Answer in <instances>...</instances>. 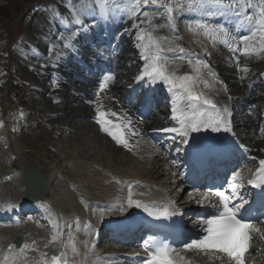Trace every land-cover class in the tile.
<instances>
[{
    "label": "bare ground",
    "instance_id": "1",
    "mask_svg": "<svg viewBox=\"0 0 264 264\" xmlns=\"http://www.w3.org/2000/svg\"><path fill=\"white\" fill-rule=\"evenodd\" d=\"M100 6L101 3L98 2H94V5L90 6V7H84L83 8V16H84V20L81 23L86 24V26H88L89 28H92V31L95 29H100L102 27V20L100 17L98 16H93L95 14H97L100 11ZM109 5H105L106 9ZM63 7L66 10V14H69L68 12V5L64 4ZM100 8V9H99ZM142 10L141 13L136 16L133 17L130 15V13L128 14V17L126 18H119V17H115V21L117 23V27L112 28L109 31L108 36H115L119 37V41L114 40L111 45H107L106 47V51H109V55H111L115 49H118L119 51L122 50L123 45L125 44V42L131 40L132 36L135 38L134 41L132 42V47L131 50H136L137 54L140 56V58L138 59L136 65L139 66L138 69V73L137 74H133L131 72L130 75L125 76V80H127L128 82L130 81H135L137 86H139L140 84L143 83V80H137L136 78L138 76H140L145 68V65L148 63V61H146L143 56V49L141 47H138L137 45L141 43V41L137 38L138 37V33H140V30L143 29V34L145 35V37H147V35L149 34L147 32V25H146V18L142 15ZM162 20H164V17L162 18ZM140 21H145L144 23H139ZM48 23L43 25L42 27H39V31L38 33L41 35L40 36V44L39 47H41L40 52L43 53H39L37 55V53H35V56L33 57L34 61L32 63V65L29 66V70H32L37 77H41L43 75V77H51L54 76L53 71H58L56 73V76H54V83L51 85V87L48 89V92H52L51 95H46L48 98H52L53 100L57 101V105H55V109H53L52 113L54 114L53 116H57L58 120L63 121L65 120L63 117L61 116H65L69 119L70 117L67 116L68 114H70V112L66 111V109H68L69 107H71L74 102H78L79 106H80V111H79V115L82 116V114H84L86 116L85 120L89 119V121L92 123H89L88 125H94V130L99 132V134L104 135V142L106 145H109L111 147H115L118 150L122 151L120 153H124V154H129L126 151H124V149H122V145H119L120 143H117V141L109 134L110 132H112L111 130L105 131L104 127L101 126V124L97 123L96 121H92L93 115L94 117H98V110L99 111H103L105 113H107L108 115L106 116V119L111 121V123H113V125H118L119 126V132H121L124 137L127 139L128 141V145H132V143L134 141H137L138 139H140L144 133V131L146 130H154V129H165L166 127H164L163 125L157 126V125H152L151 122H149L148 120L146 121H141L138 118H134L132 117L130 119L131 113H129V116L125 117V119H117L114 117V115H112V113L114 112H118L120 110L119 108V103H120V96L118 95L119 89H122V87H118L119 83H114L111 82L110 83V87L109 90H104V92H102L103 94V99L101 100L100 98H98L96 96V94L94 93V91H90L89 89H84L82 86L77 85V80L74 78V75L78 74V70L80 68V64L84 63L86 61H90V63H95V57H99L100 56V50L98 47V44L96 43L94 47H90V52L89 53H84L82 54V58L77 59V57L75 58V62L69 63L68 61L64 60V58H62L63 56L61 54H58L56 56H58L57 61H55L56 63H48L47 66H45V69H42V65L41 62L46 60L45 56H46V52L48 51V45L50 42H55L58 41L57 37H56V32L59 31L60 29H62L61 25L58 26V24H50L49 20L47 21ZM136 23L139 25V27L134 28L133 24ZM188 23V22H187ZM178 27H176L175 24L171 25V32L170 30H168L167 28L163 27V28H159V27H152V29H156L155 32L159 31L161 38H165L166 39H161L160 40V44L161 47L164 49L162 56L164 53L167 54H171L173 56H177L174 57L172 62H170V64L167 66L169 67V72L170 73H175L176 76H183L185 74L190 73L189 68H192V65H189L187 63V59H191V57L193 56H187L186 59L182 60L180 59V55H182L179 52V48H183L185 51V48L182 44H178V43H174L173 40V36L176 34V31H181V26L177 25ZM36 29V28H35ZM87 29V27H86ZM85 28L83 30H79L78 34V40H76L77 45L79 46L77 48L78 52L81 53L83 52V44H82V37H84L85 35ZM243 34H245V31H242ZM89 33V32H88ZM230 34H232L231 32H229ZM150 34H152L150 32ZM233 35V34H232ZM234 36V35H233ZM91 37H93L96 41H98V43H102L103 39L101 37L100 32H96L93 31L91 32ZM154 38H157V36L153 35ZM47 40L46 43L42 42L43 40ZM49 41V43H48ZM144 43H147V39H145ZM114 45V46H112ZM199 49L202 50V53L206 54L207 52L205 51V48H203V44H200ZM238 44H233L232 48H230L231 52H234L233 49L238 48ZM65 49L64 46H61V50ZM171 51H173L172 53H170ZM38 52V51H36ZM62 52V51H61ZM224 53L221 52L220 50L216 52L215 55H212V59L210 61V64H215L220 60V57H222ZM94 57V58H92ZM107 57V63L109 66L114 67L115 65V61L114 59L110 58V56L106 55ZM199 57L195 56V58L193 57L191 60L192 62H196L197 59ZM230 60L234 61L235 59L230 56ZM84 59V60H83ZM143 60V61H142ZM241 61V62H240ZM240 61H238L239 64L244 65L246 68L247 65L249 63H251V61H248V58L246 55H243V57L240 59ZM35 62L36 65H35ZM69 66H74L77 67L74 71L69 69ZM86 67V64L85 66ZM264 67V66H263ZM195 71V69H194ZM30 72V71H29ZM28 72V73H29ZM32 73V72H30ZM29 73V74H30ZM196 73V71H195ZM264 73V72H263ZM119 74V77H122L120 74L121 72L117 73ZM196 76V74H195ZM70 77V78H69ZM243 77V81H245V76L242 75ZM83 77H81V80H79L78 82H82L85 84V80ZM201 81H207L208 82V86L206 87L204 85V83H202ZM264 81V80H263ZM161 84L165 87L166 90L169 91V86L164 84L162 81H160ZM39 83V80H38ZM197 85L199 87V90L201 92H203L206 96L207 99L211 100L217 107V109H219L221 111L222 114L223 113V109L227 108L228 109V114H226V119L228 120V122H230V118L231 116L234 114L233 111V107H232V102H233V98L231 97L232 95L234 96V92H232L231 90L234 88V86H232L233 84L230 85V87L226 88L224 86V83L216 76H213L210 74H206V71L204 72H200V76L197 79ZM226 84V83H225ZM238 85H240V83H236ZM244 84V83H243ZM78 86L79 88L72 89L73 87ZM93 86V84H92ZM245 86V85H244ZM114 90H112V88H114ZM253 88V87H252ZM70 89L74 90L73 92L75 93V95L69 94V93H73ZM177 92H179V89H173L172 93H175V95L177 96ZM86 95V96H84ZM45 96V98H47ZM72 96V97H71ZM114 100H113V97ZM238 96L237 93H235V97ZM261 98V94H256L253 93L252 94H245L243 96V102L245 103H250L251 100H253V98ZM50 99V100H52ZM48 102H51V101ZM52 100V102H53ZM112 100V102H111ZM118 100V102H117ZM94 102V103H93ZM109 102V103H108ZM217 102V103H216ZM243 103V104H244ZM95 104V105H94ZM187 104L188 101L187 100H176L175 105L178 107L179 110H185L187 111ZM197 104H201L199 103V101L197 102ZM58 106V108H57ZM200 106H202L204 109L206 108V106L204 104H201ZM52 107H54L52 105ZM211 112H213L214 110L211 108L210 105L207 106ZM75 110V109H74ZM240 111H246L248 116L252 117L253 113L248 110L247 108H240ZM68 112V113H67ZM67 113V114H66ZM60 115V116H59ZM255 115V113H254ZM259 117L261 116L262 119L264 120V109L262 112H259ZM167 116V128H172V127H178L179 123L177 119H173V112L172 113H168L166 114ZM66 118V119H67ZM129 119L131 121V123L129 124ZM71 121V120H70ZM65 125L68 122H63ZM70 123V122H69ZM61 124V123H59ZM58 124V125H59ZM83 128L85 129V125L84 123L82 124ZM245 125L244 123H241V127ZM254 123L253 121L248 123V128H251L250 126H253ZM81 127V128H82ZM58 128H66L63 126L58 127L57 125L54 126V128L50 131V132H54V136L55 134L58 133L59 137L63 136L65 134V129L61 132H57L56 130H58ZM79 128V127H78ZM79 128V129H81ZM138 129V133L136 134V136L134 137L133 134H131L132 131H136L135 129ZM129 129V133L128 130ZM212 129L209 128V131H211ZM94 131V132H95ZM234 136L237 137V139H239L248 149L249 153L251 156L256 157L257 158H253L252 162L253 164H259V161L262 160V157H264V137L260 139H258L256 137V135H254L253 137L247 138V137H242L240 136L238 133H236L233 129H232ZM117 132V131H116ZM105 133V134H104ZM52 136V133H50ZM92 134V133H91ZM98 134V135H99ZM145 134V133H144ZM97 135V134H96ZM53 136V137H54ZM67 136V135H65ZM230 136H233L232 132L230 133ZM100 137V136H99ZM101 137V138H103ZM153 139V138H152ZM1 140H3V138H1ZM103 140V139H102ZM254 141H256V143H253ZM109 142V143H108ZM112 145H111V144ZM54 148V147H53ZM63 149V148H62ZM147 152V151H146ZM145 153V152H144ZM148 153V152H147ZM140 154V153H139ZM63 153H61L59 155V157L63 158ZM80 155V153H79ZM146 155V154H145ZM148 155V154H147ZM128 156H133L134 159L140 163L143 162L144 159H142V157L140 156H136V155H128ZM142 156V155H141ZM78 157V155H77ZM155 158L152 160V164H151V172H153L154 175H147V174H143V172H139L136 171V173L134 174H127L125 172H123L122 170H119L118 168L114 167V159L112 158L111 163H102L99 164L98 166L94 165L93 166V162H91V164H89V160L86 162H82V168H87L88 170V179H90L91 183L95 182L94 184L96 186H99L101 188L102 195L100 194V198L98 197H94L91 195V190L93 188V185L88 184V182L85 183V181H82V179H84V177L82 176L81 178H79L80 182L78 181L79 185H77L76 187L70 185L67 186V184L64 183L65 179H62L59 176L56 177H51L50 180L48 181V183L46 184L44 181H42L41 179H39L36 175H32L29 178V186L32 189L33 193L36 192H40L41 190H43L45 187L48 188V192L45 196H43L40 200H38L39 203L42 204H50L51 207L50 209L52 210V212H54L56 214V217L53 219V227L51 230V236H47L46 239L41 237V233H35L32 229H29L25 226H23V231L18 230V229H14L13 225H6V226H0V264H4L5 261V257L8 258V262L9 264H16V260L15 257L11 254V251L9 249V245H11V239L12 237L17 233L19 234H23V236L25 237L26 241H34L35 246H39L42 243V246H48L49 249H52V252H57L58 250H63V249H67L69 251V264H90L89 263V249H88V238H87V231L85 232V228L80 226L79 227V237H76V251L73 252V250L69 249V240H66V237L64 236V230L65 227L67 225V222L65 221V219L62 216H59L58 213L64 212V209H68L70 208L72 210V213L75 215V219H77V223H84V221H89L90 220V215L87 216V210H86V205L83 203V200L79 194V192L82 191H89L90 194L89 196L95 199H108L109 203L111 202L112 205H117V204H123L124 208H109L112 209L110 210V212L103 210L102 207V211L105 214H112L115 212H125V213H130V214H135V213H140L139 211L144 209V211H148L150 207H152L153 205H155L154 203L160 199V198H165L166 195H168L167 191L165 189H161L159 188L158 184L161 182L162 180V172L165 173L167 172V170L164 172V168H163V161H167V159L165 158V156L163 155V153L161 151H159L155 156ZM88 158V157H87ZM105 158V156H103L102 154H100L99 159L100 161L103 160ZM144 158V157H143ZM123 160V161H122ZM122 160L119 162L120 165L121 164H125L128 162L127 159L122 158ZM22 162L25 163V161L22 159ZM77 163V162H76ZM72 164L71 167L77 166V164ZM168 163V162H167ZM97 164V162H96ZM116 164V163H115ZM26 166H28L25 163ZM39 166V165H38ZM85 166V167H84ZM171 166V165H169ZM80 167V166H79ZM172 168V166H171ZM39 169H41L39 167ZM95 172V177L96 178H92L94 176L93 171ZM148 170V169H147ZM69 171V169H68ZM174 171L176 172L177 170L174 169ZM145 172V171H144ZM149 172V171H148ZM147 172V173H148ZM166 175V173L164 174ZM163 175V176H164ZM168 175V174H167ZM57 178L59 179V181L57 182ZM67 178L68 180L74 184L77 182V179L71 174V172H67ZM164 179V178H163ZM15 185L14 186H8L7 190L9 192V194H11V200L12 201H25V188L23 186V176L22 173L20 171L17 170L16 174H15ZM160 180V181H158ZM70 183V184H71ZM167 183V182H166ZM104 184V185H103ZM165 187L166 184H164ZM92 187V188H91ZM129 189H131L132 192V199L135 201H139L141 203V207H137L135 205L129 206L128 204V199H129ZM62 190V192H61ZM80 190V191H79ZM105 190V191H104ZM65 197L67 199H65ZM187 204L185 202V207L187 208ZM61 209H59L60 207ZM67 207V208H66ZM147 209V210H146ZM108 210V209H107ZM59 211V212H58ZM122 212V213H123ZM57 228V229H56ZM27 231V232H26ZM44 235V234H43ZM56 235L58 238L53 241L52 237ZM45 241L48 243L47 245L45 244ZM24 246V245H23ZM201 255L198 252L192 251L190 252L187 257H185V261L183 264H198V262H200V258ZM215 256H217L218 258H221V254L220 253H216ZM75 257V262L73 261V258ZM179 258H183L182 255H179ZM111 259H115L113 257H111ZM117 259V258H116ZM206 259V258H205ZM49 259H47L48 261ZM224 263L225 264H231L230 262H228L225 258H223ZM182 261V259L178 260L177 264H179V262ZM20 262V261H19ZM118 262H120L119 260H114L112 262V264H119ZM215 264V263H213Z\"/></svg>",
    "mask_w": 264,
    "mask_h": 264
},
{
    "label": "rangeland",
    "instance_id": "2",
    "mask_svg": "<svg viewBox=\"0 0 264 264\" xmlns=\"http://www.w3.org/2000/svg\"><path fill=\"white\" fill-rule=\"evenodd\" d=\"M28 1L29 0H0V23L4 24V27L1 30L3 37L2 41H4L3 48L7 49L8 51V54L6 55L5 64H3L4 70L3 72L2 70H0V129H8L7 127H10L11 124L14 126V129L10 132V134H8L7 137L5 136V138L3 136L4 139L0 140L1 185H3V187L5 188L7 184H9L8 182L11 179L13 180L14 175L11 176L10 173L16 170L17 164L21 159H23L28 166L39 165L38 167H41V169L48 176L51 177L59 176L62 179H65L64 183L67 184V186L69 185L67 172L69 171L71 172V174L77 179V183L80 180L79 178L83 176L84 179H82V181H85V183L88 182V184L93 185V188L91 187L92 188L91 195L98 198H100V194L102 195L103 191L99 186H96L94 184L95 182L91 183L90 179H88L89 169H87L85 166H84L85 168H82V162L84 163L89 160V164L93 162V166L94 165L98 166L99 164L102 163H111L110 159L115 158L114 162L116 161L115 162L116 164L112 162V164H114V167L118 169L120 168L119 170H122L127 174H134L136 173V171L139 172L141 171L143 172V174L154 175L153 172H151L152 169L151 162L153 160V155L151 156L147 152L145 153L142 152L141 157L144 160L143 162L138 163L133 156H128L129 154L127 155L124 153H120L122 151L118 150L117 148L106 145L105 143L107 142H104L106 140H104L103 137L104 135H102L103 133L99 134V132L97 131L98 129L95 131L94 125H88L89 123H91L88 118L86 120L79 119L77 113H79L81 108L78 103H75L73 104V106H71V108L75 107L73 108V110L71 108L67 109L68 112L70 111L71 113L70 118L73 117L74 119L73 124L69 129L70 130L69 134L67 136H65L66 134H64L63 136L57 138L50 137L51 127L54 126V123H56L57 121V118H55L53 116L54 114L52 113L54 109V107H52L53 102L48 98L51 102L47 103L44 98V92L32 86V83L34 82L33 77H36V75L28 71V67L26 66L25 59H27L29 56L23 54L22 48L25 47V45L27 44L25 40L28 41L30 45L32 44L34 46H37L40 42L41 35L38 33V31L40 30L38 26L42 27L43 24H38V25L32 24V19H31L33 17V11H32L33 8L38 7L37 3H48L49 5L54 6L55 9L56 8L59 9L60 4L62 3L61 5L63 6L66 0H36L34 3L31 4H28ZM80 1L82 2L81 5L83 8L84 5L89 6V4L91 5L92 3V2H87V0H80ZM163 1L165 0H161V2ZM168 1L171 3L174 9L176 4L183 5L184 10L183 9L178 11L174 10L173 19L174 21L175 20L181 21V24H183V25L181 24L179 25L182 28L181 31L183 30L185 36L186 34H188L189 40L192 44H196L198 43V41H204L206 45L211 46L215 51L220 50L221 52L224 53L222 57H220L219 61L221 62V64L224 65V67L226 65V68H224V70H226L227 74L230 76V81H231L230 83L232 84L234 81L232 85L234 86V88L232 89V91H235L236 89H240L238 91L239 92L242 91L245 95L246 86H244L243 84V77H242L243 70L241 71V69L239 68L238 65L239 63L236 58L233 57L235 60L232 61L230 60L231 59L230 57H226L229 56V54H226L225 52H231L230 48L226 46L223 48L225 52L222 51L221 49L223 47V44L219 42L214 43L209 36H206L204 34L203 30L196 29L195 31H193L190 30L189 27L191 25L193 29L195 28L196 24L191 23L190 18L193 17L196 13H199L204 17L208 18L205 21H201V23L207 24L209 27L215 25V28L217 27L225 28L223 24L225 21H228V23L230 24L234 21L236 22V20L233 17L234 13L233 12L229 13V10L231 9L227 10L225 14L221 15L214 6L213 7L206 6L204 9H199V8L189 9L187 5L191 2H194V0H168ZM235 1H239L241 3L244 2V0H223V3L226 5H232V9L234 11ZM94 2H98V0H93L92 5H94ZM99 2H101V0H99ZM110 2L113 3L112 12L120 15L122 11L129 8L131 4L134 3V0H110ZM252 2L255 3V5H259L260 3L257 2V0H247L246 6H249ZM187 10L189 12L186 14L185 11ZM209 12H212L214 14L209 15L208 14ZM150 18L151 19L150 20L148 19L146 22V24L148 25L147 26L148 32L149 33L151 32L152 35L157 36V32L156 34L153 33V29L151 28L150 23L154 24V22H157L159 19L152 18V16ZM16 25H20V27L22 28L23 38L20 39V44H19L20 46H22V48L17 45L8 44L11 38L10 29L11 27L13 29V27H15ZM229 35L231 37H234L230 33ZM260 35L259 37H256V40L258 41L259 45L261 43ZM33 36H36L38 41L32 42L31 40ZM180 37L181 35H176V38L179 39ZM22 57L25 59H23ZM10 63L14 65L15 73L13 75L11 73V70L9 69ZM242 67L243 69H245L244 65H242ZM256 68L259 74L261 69L258 66ZM0 69H1V63H0ZM12 78L15 87L13 88L14 92L16 89L19 90L18 94H16L17 95L16 97L13 94L11 95V91H13L11 87ZM236 83H240V85ZM263 89L264 88L261 87L260 91H263ZM16 101H19V103L24 104L26 106L25 109L20 110V105L16 106L15 104ZM240 102H241L240 100L236 101L235 105L238 106ZM258 103H259L258 100H253L252 103H250L251 105L250 104L247 105L248 108L251 109V112L255 113L254 116H256L255 109L258 107ZM47 110H49L48 113H50L51 115H49L48 113L44 115V111ZM54 110L57 111V109ZM76 111L77 113H75ZM19 116L23 117L20 122L16 120ZM66 118L67 117H65V122L68 121L70 122V119L68 118L66 119ZM241 118L246 121L249 120V118L245 117V115L242 114H236L233 117V120H237ZM83 123L85 125V129L82 127ZM57 126L65 127L66 125L64 123H61ZM78 127L79 128L82 127V128L79 129ZM250 127L252 128V126ZM242 131H243L242 134L244 135L247 134L250 136L253 134L254 136V133H256V128H253L252 131L250 129L242 128ZM0 133H3V131H0ZM253 143H256V141H254ZM51 145L54 146L56 145V146L52 148ZM60 147H62L63 149ZM61 153L64 154L63 158L59 157ZM100 154L105 156V158L101 161L99 159ZM122 158L127 159L128 162L120 165L119 162L122 160ZM75 163L77 164V166L71 167V165L72 164L74 165ZM97 171L98 170L93 171L94 176L92 178L97 177V175L95 174V172ZM165 171L166 170H164V172ZM165 173L166 175H164ZM165 173L162 172V177H161L162 180L159 183V185L160 187H163V183L166 184L167 185L166 188H168L167 189L168 193H171L169 197L171 199H176V200L178 199L177 201L180 203L183 197L177 196V194L179 192V189H181V187L180 185L177 186V185H172L170 183L171 180L169 178H172L173 180L172 177L173 174L170 173V170H167V172ZM168 173L170 174L167 175ZM58 181L59 179L57 178V182ZM88 193L90 192L86 191V195L83 196L84 199L87 198V196L89 195ZM65 199L67 198L65 197ZM85 202H87V200H84V203ZM68 211L71 212L72 210L68 208Z\"/></svg>",
    "mask_w": 264,
    "mask_h": 264
},
{
    "label": "snow or ice",
    "instance_id": "3",
    "mask_svg": "<svg viewBox=\"0 0 264 264\" xmlns=\"http://www.w3.org/2000/svg\"><path fill=\"white\" fill-rule=\"evenodd\" d=\"M247 0H244L246 3ZM107 3V0H103L101 3V15L104 14V8ZM155 6L157 9L163 7L167 14V19L169 21L173 20L174 10L178 11L183 8V5L176 4L175 9L171 5L170 2H161V0H134V3L128 9L131 16L136 17L141 13L142 6ZM215 7L219 14L223 15L229 9H232V5H226L223 3V0H196V3H189L187 7L189 9L199 8L204 9L205 7ZM243 6L241 5V11L237 13V15L242 14ZM209 15L214 13L209 12ZM142 15L150 20L149 13L147 11H143ZM163 15V13H162ZM244 21L248 23H255L258 25L261 31H264V4L259 9V13L257 18L254 19L252 15H244ZM145 21H140L139 23H144ZM77 23H80L77 21ZM134 28L139 27L138 24H133ZM190 30L195 31L196 29L203 30L206 36H209L214 43L219 42L232 48L230 44V35L226 28L217 27L210 28L207 24H203L199 21L196 22L195 28L193 29L191 25L189 26ZM85 30L86 27H85ZM143 29L140 30V33H143ZM138 33V39L141 41L138 44V47L143 49L142 56L148 61L145 65V68L140 76H138L137 80H143L145 77L149 79L150 82L155 83L156 81H162L164 84L169 86V91L173 89H179L177 92V100H187V108L188 110H179L176 106L172 108L173 119H177L179 123V127L165 128L161 129L164 132H172L177 133L180 137L184 138L183 142L187 143V137L190 132H198L201 127L211 128L212 131L219 132L222 129L224 131H230V127L228 124V120L226 119V114H228V109L224 108L223 113L219 109H217L216 105L209 99L204 100V104L210 105L214 110L213 112H209L206 109H200L197 107V102L200 100L201 94L194 93V87L197 82V79L200 76L201 67L204 69H209L210 66L208 63L202 59H197L196 64H192L191 59H187V63L192 65L196 71V76L185 74L183 76H176L175 73H170L167 70V61L162 56L164 49L161 47V44L157 38H154L150 33L145 37V35ZM252 35H256V33H252ZM69 41L72 37L68 38ZM145 39H147V43H144ZM160 39H166L160 38ZM240 40L244 42L245 47L242 49L244 54H252L258 53L259 51H264V35L260 37V46L257 47H249V37L241 36ZM65 48H71V44L68 42L64 43ZM234 51H239V48L233 49ZM180 59L184 60L189 55L185 53L184 49L179 48ZM210 55V53H206ZM247 71V69H243ZM111 75L106 76L105 83L101 85V87H106V82L108 79H112ZM207 87V81H201ZM186 94V95H185ZM108 114L98 110V122L102 127L106 124H110L111 121L106 119ZM115 115V113H112ZM207 117V119H204ZM131 121L129 120V124ZM105 131L109 129L104 127ZM110 135L117 141V143L123 144L125 147H128V141L124 137L121 132H110ZM260 168L258 169V173L261 177L260 183H264V159L259 161ZM238 178V174H235ZM249 183H255V181H249ZM256 186H260L257 184ZM235 188V185H233ZM215 195L219 197L220 203L223 205V209L219 212V215H213L206 219L204 223L207 224V235H205L201 240H193L190 244L185 247L192 248L197 247L200 249H215L219 252L226 253L228 257L232 258L235 261V264H245L244 253L247 251L249 247V241L251 240V232L258 231V229H253V226L245 222L242 219H237V213L243 207V204L236 205L233 207H229L230 197L221 190H216ZM206 199V197H203ZM129 206L135 205L137 207H141V203L139 201H135L132 199V192L129 189ZM147 210V209H146ZM152 215H157V213H150ZM159 215L167 216L170 213L167 209H164L162 212L158 213ZM58 237L54 235L52 240L55 241ZM154 239V238H153ZM69 243L71 244L73 252L76 251L75 243L73 238L69 237ZM146 244L148 241L145 242ZM11 245H9V249H11ZM24 248H28V245H25ZM24 249H21L23 252ZM172 250L168 247L167 244H163L159 247H156L153 252L149 253V258L146 261V264H177V261L173 260L170 256V252ZM43 255V254H42ZM4 264H9L8 258L5 257ZM44 264H49L47 260H45ZM51 264H67L66 253L63 251L59 253V255H54L51 257Z\"/></svg>",
    "mask_w": 264,
    "mask_h": 264
},
{
    "label": "water",
    "instance_id": "4",
    "mask_svg": "<svg viewBox=\"0 0 264 264\" xmlns=\"http://www.w3.org/2000/svg\"><path fill=\"white\" fill-rule=\"evenodd\" d=\"M22 167V166H21ZM23 171L26 173V172H32L33 174H35V175H39V178H42V176H41V174H39L36 170H34L33 168H31V169H29V170H27V169H23ZM46 191V188L44 189V191L43 192H45Z\"/></svg>",
    "mask_w": 264,
    "mask_h": 264
}]
</instances>
